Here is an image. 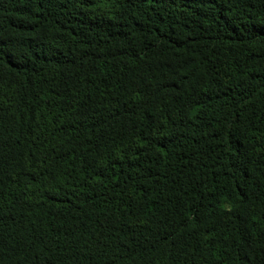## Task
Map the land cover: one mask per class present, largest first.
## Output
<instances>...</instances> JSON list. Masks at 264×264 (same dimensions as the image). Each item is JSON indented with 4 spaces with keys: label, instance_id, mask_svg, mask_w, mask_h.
<instances>
[{
    "label": "trees",
    "instance_id": "1",
    "mask_svg": "<svg viewBox=\"0 0 264 264\" xmlns=\"http://www.w3.org/2000/svg\"><path fill=\"white\" fill-rule=\"evenodd\" d=\"M0 264H264V0H0Z\"/></svg>",
    "mask_w": 264,
    "mask_h": 264
}]
</instances>
